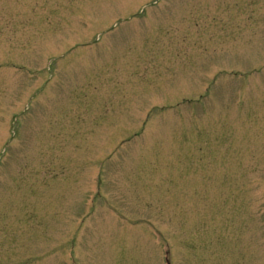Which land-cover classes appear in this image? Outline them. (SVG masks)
Masks as SVG:
<instances>
[{
    "label": "rangeland",
    "instance_id": "rangeland-1",
    "mask_svg": "<svg viewBox=\"0 0 264 264\" xmlns=\"http://www.w3.org/2000/svg\"><path fill=\"white\" fill-rule=\"evenodd\" d=\"M168 258L264 264V0H0V264Z\"/></svg>",
    "mask_w": 264,
    "mask_h": 264
}]
</instances>
